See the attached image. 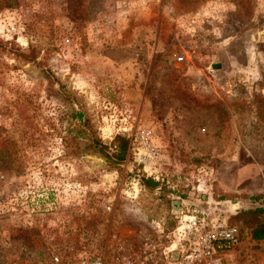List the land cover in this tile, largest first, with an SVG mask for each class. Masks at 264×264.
Returning <instances> with one entry per match:
<instances>
[{
    "label": "rangeland",
    "instance_id": "374dc122",
    "mask_svg": "<svg viewBox=\"0 0 264 264\" xmlns=\"http://www.w3.org/2000/svg\"><path fill=\"white\" fill-rule=\"evenodd\" d=\"M263 197L264 0H0V264H114L177 211L264 264Z\"/></svg>",
    "mask_w": 264,
    "mask_h": 264
},
{
    "label": "built area",
    "instance_id": "2783aa9c",
    "mask_svg": "<svg viewBox=\"0 0 264 264\" xmlns=\"http://www.w3.org/2000/svg\"><path fill=\"white\" fill-rule=\"evenodd\" d=\"M179 60L183 56L178 57ZM154 134L147 128L136 130L133 142L142 141V156L148 162L157 158V147L152 143ZM178 224L170 231L164 244L142 246L140 256L118 254L114 264H212L226 258L240 244V228L236 224L209 218L205 213L175 212ZM81 264H108L105 259L91 257Z\"/></svg>",
    "mask_w": 264,
    "mask_h": 264
},
{
    "label": "trees",
    "instance_id": "16d2710c",
    "mask_svg": "<svg viewBox=\"0 0 264 264\" xmlns=\"http://www.w3.org/2000/svg\"><path fill=\"white\" fill-rule=\"evenodd\" d=\"M117 140H118V148H117V151H115L113 154H111V156H114L115 157V160L116 162H121L122 160L125 159L126 157V151H127V146H128V141L127 139H125L124 137L122 136H118L117 137ZM96 147H98L97 149L99 150V152L109 158L110 155L105 152L103 146L101 143H99L97 141V143L95 144ZM144 182L148 185H150V187L152 188H155L157 186V182L154 181L152 178H146L144 179ZM258 197L260 196H254V199H258ZM264 198V197H263ZM264 205L263 202L260 203V206L256 209H254L253 211H251L252 213H258V212H262L264 210ZM252 236L255 238V239H261V238H264V226L262 225H258L254 228L253 232H252Z\"/></svg>",
    "mask_w": 264,
    "mask_h": 264
},
{
    "label": "water",
    "instance_id": "95a60500",
    "mask_svg": "<svg viewBox=\"0 0 264 264\" xmlns=\"http://www.w3.org/2000/svg\"><path fill=\"white\" fill-rule=\"evenodd\" d=\"M218 65L216 64V65H214V67H217Z\"/></svg>",
    "mask_w": 264,
    "mask_h": 264
}]
</instances>
